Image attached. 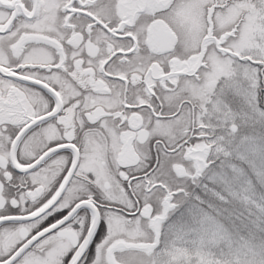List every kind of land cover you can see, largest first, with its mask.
<instances>
[{
    "label": "snow or ice",
    "instance_id": "6c2138e0",
    "mask_svg": "<svg viewBox=\"0 0 264 264\" xmlns=\"http://www.w3.org/2000/svg\"><path fill=\"white\" fill-rule=\"evenodd\" d=\"M0 264H264V0H0Z\"/></svg>",
    "mask_w": 264,
    "mask_h": 264
}]
</instances>
